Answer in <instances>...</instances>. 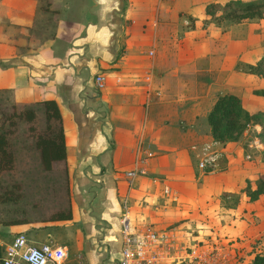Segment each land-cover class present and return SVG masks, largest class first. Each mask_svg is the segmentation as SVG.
<instances>
[{
	"label": "crops",
	"instance_id": "crops-1",
	"mask_svg": "<svg viewBox=\"0 0 264 264\" xmlns=\"http://www.w3.org/2000/svg\"><path fill=\"white\" fill-rule=\"evenodd\" d=\"M209 1L220 0L60 1V7L49 1L48 10L36 11L39 1L0 0V90L17 92L27 103L57 102L72 213L70 219L1 223L0 248L15 230H26L33 244L82 245L85 264H118L126 210L133 223L148 219L172 237L177 226L169 222L254 176L245 155L263 154V144L253 139L261 126L221 143L207 121L224 91L238 94L250 110L264 108L244 99L243 83L256 74L238 68V60L251 57L232 24L224 31L213 21L201 24ZM43 11L59 17L54 28L38 31L32 23ZM66 12L75 14L62 18ZM98 72L107 77L103 88L95 84ZM239 80V90L230 89ZM211 154L202 170L200 160ZM138 168L144 173L126 174ZM262 195L241 206L255 209L264 233ZM58 222L67 235L48 230Z\"/></svg>",
	"mask_w": 264,
	"mask_h": 264
},
{
	"label": "rangeland",
	"instance_id": "rangeland-1",
	"mask_svg": "<svg viewBox=\"0 0 264 264\" xmlns=\"http://www.w3.org/2000/svg\"><path fill=\"white\" fill-rule=\"evenodd\" d=\"M35 1H39L37 2L38 5L34 7L36 11L38 9L48 10L50 7L49 1H56L54 7H60V1L85 0ZM63 8L68 7L63 6ZM56 11L59 10L56 9ZM44 13L43 11L40 14L42 16H38L37 19H34L36 22L32 23L33 28L38 31H42L45 26L54 28L55 22L59 17L58 14H55L54 18L52 17L53 13L47 15ZM62 14V18H72L75 13L66 12ZM206 17V15L202 17L201 24L210 22L209 20L206 22ZM190 21L188 18V22ZM217 25L222 28V31L228 29L229 25H231L235 37L238 39L242 38L243 48L248 47L249 57H251L249 61L264 53V15L261 18H248L240 23L224 21ZM246 62H248L247 59L238 60V68L243 70L242 65ZM239 83L241 84L240 80L238 83L229 86L230 89L239 90ZM243 84L246 86L244 89L246 94L243 95L246 102L253 103L254 106L264 104V96L253 92V89L264 88V77L253 75L251 78H247L246 83ZM37 101L27 103L19 99V93L17 92L0 90V111L2 109H10L11 103H15L18 107L29 105L36 109V119L31 122L14 116L15 124L12 126V132L9 133V146L13 152V161L9 167L0 170V219L22 216L35 223H40V221L48 220L47 218L57 211H65L69 207L67 167L63 161L58 160L54 161L50 168H45L41 161L39 149L35 144V131L31 129V125L37 131L45 127L44 113L41 104L37 103ZM251 132L253 133V131ZM253 137V139L258 138L254 134ZM261 154L255 150L247 151L245 158L253 161L255 166L254 176L247 177V179L253 180L258 171L264 170V158L263 154ZM258 158L259 160H257ZM208 164L209 162L205 164L202 170H207ZM262 194L264 195V192ZM206 200L210 202L208 204L204 203L200 209L193 213L195 218L191 219L193 214L187 216L185 213L181 215L180 219L174 220V224L171 225L169 222L168 225L171 227H177L169 242L163 245L166 252L170 253V257L165 259L162 264H165L167 260H169V264H186L185 258L181 255L185 251L187 252L194 242H208L213 239L224 240L233 249L237 258L246 260L251 255L252 246L257 244V237H261L258 245L264 247V233L259 232L260 229L256 226L259 221L256 218L259 214L255 213V209H251L249 213L247 206H241V204L251 201L248 195L241 190V187L230 191H222L217 197L211 198L209 196ZM197 207L199 208L200 206ZM261 209L264 210V207H261ZM131 216L134 217L133 213ZM138 221L149 223L148 219H139ZM249 221L253 222L250 223ZM58 223L51 224L53 228L48 230L58 236L67 235L65 226L60 224V222ZM231 227H238V229L235 232ZM20 232L27 234L26 230H15L13 234ZM64 248L67 251V255L63 264H85L82 245L79 246V244L73 243Z\"/></svg>",
	"mask_w": 264,
	"mask_h": 264
},
{
	"label": "trees",
	"instance_id": "trees-1",
	"mask_svg": "<svg viewBox=\"0 0 264 264\" xmlns=\"http://www.w3.org/2000/svg\"><path fill=\"white\" fill-rule=\"evenodd\" d=\"M204 13L207 16L206 22L213 21L221 24L224 21L239 23L245 19L261 18L264 15V0H224L209 1L204 6ZM245 72L253 73L264 77V53L254 61L242 65ZM254 93L264 96V88L254 89ZM45 117V127L35 131V144L39 149L42 164L50 168L56 160L64 159L66 156L65 134L62 124L61 113L57 102L54 99H40ZM0 170L7 168L13 161V152L9 146V133L15 124L14 116L23 118L28 122L36 119V109L33 106L22 105L18 107L11 103L10 109L0 111ZM207 121L213 139L225 143L228 140H235L249 126L259 124L261 127L254 132V135L263 144L264 158V108L250 110L246 108L241 97L230 91L217 93L214 102L208 111ZM250 200H254L264 192V172L258 174L253 180L246 179V184L241 188ZM71 209L57 211L48 220L70 219ZM28 221L26 217L16 216L8 219H0L2 224L21 223ZM253 245L248 264H264V247Z\"/></svg>",
	"mask_w": 264,
	"mask_h": 264
},
{
	"label": "built area",
	"instance_id": "built-area-1",
	"mask_svg": "<svg viewBox=\"0 0 264 264\" xmlns=\"http://www.w3.org/2000/svg\"><path fill=\"white\" fill-rule=\"evenodd\" d=\"M152 54V51H149ZM98 88L106 85L107 77L98 72L95 77ZM257 146L261 141L254 139ZM151 155V152H148ZM214 159L213 154L200 160L199 166L204 168L207 162ZM144 173L143 168L129 169L128 176ZM122 246L118 264H162L170 257L163 245L169 242L171 235L149 223L136 222L130 219L126 210L121 215ZM67 255L66 249L55 243H30L25 233H17L0 248V264H63ZM186 264H248V259L236 257L233 249L224 240L194 242L181 255Z\"/></svg>",
	"mask_w": 264,
	"mask_h": 264
}]
</instances>
